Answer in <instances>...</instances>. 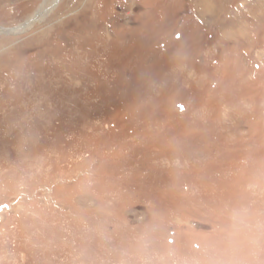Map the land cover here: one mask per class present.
<instances>
[{
    "label": "rangeland",
    "instance_id": "obj_1",
    "mask_svg": "<svg viewBox=\"0 0 264 264\" xmlns=\"http://www.w3.org/2000/svg\"><path fill=\"white\" fill-rule=\"evenodd\" d=\"M38 11L0 34V264H264V0H0V26ZM187 190L244 228L176 214Z\"/></svg>",
    "mask_w": 264,
    "mask_h": 264
},
{
    "label": "trees",
    "instance_id": "obj_2",
    "mask_svg": "<svg viewBox=\"0 0 264 264\" xmlns=\"http://www.w3.org/2000/svg\"><path fill=\"white\" fill-rule=\"evenodd\" d=\"M140 28H146V25H144V23H142L140 25ZM198 29V26L196 25V30ZM255 82H257L259 84L260 79L257 78L254 79ZM261 84V83H260ZM259 84V85H260ZM211 139V137H202V140L204 141H209ZM213 142H215V140H212ZM210 145V144H209ZM214 147V146H212ZM227 150V149H226ZM257 151V149H256ZM224 153V151L222 150H215L212 153V159L213 161H221L222 164L227 163V165H230V163H234L233 160V156L232 157H228L226 154L222 155ZM236 158V157H235ZM196 198V199H195ZM224 197H220V198H216V200H214L213 202H211V204H207L208 206L203 207V205H205L207 202L205 200L199 199V197H195L194 195L189 194V190H187L184 194L182 193V195L176 196L174 197V206H173V211L176 212V214H182L185 215L189 218H194V219H198L202 222H206L208 225H210L211 227H213L214 229H224V230H229L231 227H236V229L241 230L244 228V226L241 223H237V222H230L227 219H222L221 214H217L214 211L212 212V214H205V210H208L210 207H212V209H216L217 206L219 208H224L225 209V205L227 204L229 207L232 205H236V203H238V200H233V202L230 200H223ZM134 200V198H133ZM150 203V202H149ZM152 205V203H150ZM227 206V207H228ZM226 213V212H225ZM229 223V224H227ZM247 227V226H245ZM248 229V228H246ZM257 232H259L261 235L264 236V228L255 229Z\"/></svg>",
    "mask_w": 264,
    "mask_h": 264
},
{
    "label": "bare ground",
    "instance_id": "obj_3",
    "mask_svg": "<svg viewBox=\"0 0 264 264\" xmlns=\"http://www.w3.org/2000/svg\"><path fill=\"white\" fill-rule=\"evenodd\" d=\"M51 9V8H50ZM49 10V6L44 5L41 8V12L38 11L36 12L33 16H31L30 18H28L25 22H23L22 24L18 25L17 27H12V28H8V32L4 31V28H0V34H17L19 32H23L26 31L28 28L31 27V25H33L37 20H40ZM37 14V15H36ZM41 14V17L39 19V16Z\"/></svg>",
    "mask_w": 264,
    "mask_h": 264
},
{
    "label": "water",
    "instance_id": "obj_4",
    "mask_svg": "<svg viewBox=\"0 0 264 264\" xmlns=\"http://www.w3.org/2000/svg\"><path fill=\"white\" fill-rule=\"evenodd\" d=\"M36 15H37V14H36ZM24 22H25V21H24ZM13 27H15V26H13ZM16 27H17V26H16ZM0 28H4V31H5V32H8V30H7L8 27H2V26H0ZM9 28H12V27H9Z\"/></svg>",
    "mask_w": 264,
    "mask_h": 264
}]
</instances>
